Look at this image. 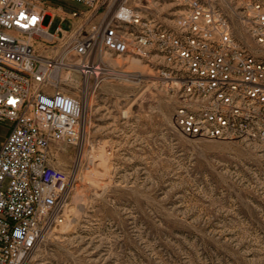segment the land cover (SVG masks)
<instances>
[{"label":"rangeland","instance_id":"obj_1","mask_svg":"<svg viewBox=\"0 0 264 264\" xmlns=\"http://www.w3.org/2000/svg\"><path fill=\"white\" fill-rule=\"evenodd\" d=\"M247 1L211 0L235 37L264 57L240 18ZM187 2L126 0L167 27ZM45 25L51 33L69 27L52 15ZM105 59L110 67L85 82L89 93L77 88L78 73L63 72V89L83 91L91 108L82 142L52 150V164L69 176L66 219L43 232L24 264H264L261 148L183 135L173 119L177 103L158 79L160 58ZM9 126L0 123V143Z\"/></svg>","mask_w":264,"mask_h":264},{"label":"built area","instance_id":"obj_2","mask_svg":"<svg viewBox=\"0 0 264 264\" xmlns=\"http://www.w3.org/2000/svg\"><path fill=\"white\" fill-rule=\"evenodd\" d=\"M56 1L0 0V123L10 124L0 143V264H24L43 232L66 219L69 176L52 164V150L82 142L87 99L63 89L65 70L78 73L77 88L89 93L85 82L110 67L107 55H154L183 135L264 152V57L235 37L211 0H188L172 27L126 0ZM64 4L78 7L66 12ZM240 13L264 48V0L244 2ZM51 15L69 27L51 33Z\"/></svg>","mask_w":264,"mask_h":264},{"label":"bare ground","instance_id":"obj_3","mask_svg":"<svg viewBox=\"0 0 264 264\" xmlns=\"http://www.w3.org/2000/svg\"><path fill=\"white\" fill-rule=\"evenodd\" d=\"M66 29L62 28V31H65ZM57 38L61 39V36H58ZM133 63L138 64L139 61L138 60H133ZM93 96V95H92ZM91 108V97H87L86 100V105H85V116H86V112L89 111V109ZM92 110V109H91Z\"/></svg>","mask_w":264,"mask_h":264}]
</instances>
